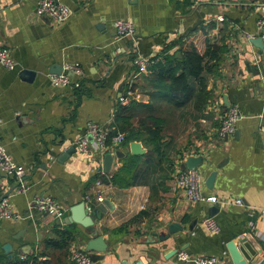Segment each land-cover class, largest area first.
<instances>
[{
	"label": "crops",
	"instance_id": "obj_1",
	"mask_svg": "<svg viewBox=\"0 0 264 264\" xmlns=\"http://www.w3.org/2000/svg\"><path fill=\"white\" fill-rule=\"evenodd\" d=\"M36 1L0 0V47L8 49L14 63L12 69L0 65V144L24 169L26 186L14 193L12 180L0 176V198L7 197L18 214L16 220L0 218V250L6 257L73 264L72 250L85 251L90 237L80 225L63 219L84 196L96 194L108 199L94 224L105 250L88 253L97 256L96 264H191L176 260L178 250L232 264L234 250L246 262L260 249L264 252V91L259 83L264 40L259 48L245 38L264 16V0H199L194 9L188 0H58L71 11L61 24L36 15ZM116 19L132 24L133 39L115 35ZM198 28L224 49L216 74L208 78L210 98L203 106H195L193 98L174 106L159 96L158 84L165 81L152 71L138 75L132 97L118 100L126 92L132 54L178 52ZM73 62L82 74L70 73V86L53 87L48 75ZM225 102L237 104L240 118L231 135L218 139ZM116 115L128 117L134 128L149 125V116L159 118L160 155L151 145L131 140L105 152L112 159L103 172L105 153L74 150L86 121L118 131ZM130 142L138 143L139 153L130 152ZM126 156L138 157L124 178L128 186L95 184V176L116 172ZM187 158L199 159L194 168L202 174L200 192L215 196L218 203L189 202L175 188L176 172ZM211 172L208 189L204 179ZM38 195L54 199L63 216L57 220L36 211L32 199ZM140 212L124 231L116 230ZM208 214L217 233L200 225ZM171 224L181 230L170 233ZM231 243L235 246L230 248Z\"/></svg>",
	"mask_w": 264,
	"mask_h": 264
},
{
	"label": "built area",
	"instance_id": "obj_2",
	"mask_svg": "<svg viewBox=\"0 0 264 264\" xmlns=\"http://www.w3.org/2000/svg\"><path fill=\"white\" fill-rule=\"evenodd\" d=\"M199 0H188V7L194 9ZM34 13L38 16L48 18L52 24H61L70 15V9L60 3L58 0H37L34 6ZM221 21V17L216 18ZM115 35L118 38L133 39L134 28L128 20L116 19L112 23ZM258 37L264 40V16L259 17L255 21V33L247 34L245 38ZM165 51L155 53L154 55H141L134 53L131 55L130 64L131 70L126 76V92L124 96H120V102L126 101L133 93V83L139 74L147 73L153 68L156 63L163 62ZM0 65L5 69L13 68V61L6 47H0ZM260 74L259 83L264 91V59L259 64ZM82 74L80 65L77 62L65 63L61 67L58 74L51 73L48 75L49 82L53 87H67L74 83L72 76ZM240 118V113L236 103H229L225 106L222 113L216 136L218 139H224L231 135L234 130L235 122ZM124 141V132L106 129L104 126L93 122L86 121L81 133H79L73 142L74 150L81 154H91L94 152L105 153L108 149L120 146ZM0 176L12 180L14 193L23 191L26 186L24 184L25 171L6 152L5 148L0 144ZM202 174L196 168H180L177 170L174 178V186L180 190L184 199L189 202H206L209 204L218 203L219 201L213 195H203L200 190L202 188ZM99 180H95V184ZM102 196L96 194L93 197L84 196L83 203L87 212H89L96 204L101 203ZM235 203L241 204L240 199H236ZM33 208L43 214L60 219L63 216L64 210L56 203L54 199L47 195H38L32 199ZM248 216L252 212L247 213ZM0 218L8 220L18 219V214L13 211L11 203L7 197L0 198ZM200 225L209 233H217L218 226L211 216H204L200 219ZM251 225V221H248ZM176 260L190 262L191 264H221V260L214 256H189L183 250H178L174 254ZM70 260L73 264H96L91 260L88 252L82 249L72 250ZM264 264V252L262 263Z\"/></svg>",
	"mask_w": 264,
	"mask_h": 264
},
{
	"label": "trees",
	"instance_id": "obj_3",
	"mask_svg": "<svg viewBox=\"0 0 264 264\" xmlns=\"http://www.w3.org/2000/svg\"><path fill=\"white\" fill-rule=\"evenodd\" d=\"M176 52L165 54L163 62H158L150 71L157 73L158 79L165 81L158 84L157 94L167 99L174 106H180L189 99L193 98L195 106H203L210 98V92L206 89L208 78L214 76L217 72L220 56L224 51L221 44L213 43L203 32L202 28L195 29L186 42H182ZM117 123V129L124 131V141L122 144L131 140H141L143 143L151 145L152 152L157 156L160 154V148L163 146L161 131V120L149 116L147 120L149 125L138 124L136 128L131 127L128 117L116 115L114 119ZM112 130L111 132H115ZM137 156H126L122 158L119 169L109 175H99V181L110 183L118 187H126L128 183L124 181L129 172V166L135 164ZM91 179V181L94 180ZM141 212L121 224L116 230L124 231L129 225L137 220ZM59 238L63 245L66 244V236L61 234ZM51 243L54 241L49 240ZM28 259L17 257L7 258L0 250V264H35Z\"/></svg>",
	"mask_w": 264,
	"mask_h": 264
},
{
	"label": "water",
	"instance_id": "obj_4",
	"mask_svg": "<svg viewBox=\"0 0 264 264\" xmlns=\"http://www.w3.org/2000/svg\"><path fill=\"white\" fill-rule=\"evenodd\" d=\"M249 42L253 45H255L256 47L261 48L262 47V40L258 37H253L249 39ZM175 56H179V53L176 52ZM61 71V67L58 66L57 69H55L53 71L54 74H58ZM25 74L31 76L32 73L26 71V70H21L20 74ZM26 78L25 80H29L30 78ZM226 105V102H225ZM226 139V138H224ZM129 147H130V152L132 154H137L139 153V149H138V143L135 142H130L129 143ZM66 153H68V151H66ZM117 154V152H116ZM118 156H120V154H118ZM111 159H112V155L110 153H105L103 155V159H102V171L103 172H107L110 164H111ZM198 158L196 159H192V158H187L186 161L184 162V164L182 165V168H194L195 164L198 162ZM213 176L214 173L211 172L208 174V176L204 179V185L206 188L210 189L212 186V181H213ZM108 206V199H102L101 203L96 204L89 212L86 211L85 206L83 201L78 202L77 204H74L72 207L69 208L68 210V215L64 217L63 219V223L64 224H71V223H75L80 225L85 232L87 233V235L90 237L85 244V251L88 253H95V252H102L105 250V244L104 241L102 239V237L96 235V232L94 230V224L96 222V220L101 216L100 212H102L104 210V207ZM209 209L212 211H216V207L215 206H210ZM209 212V211H208ZM209 216V214H208ZM168 230L170 233H177L181 230V227L177 224H171L168 227ZM234 243H231L229 245V247H234ZM2 248L4 249L5 252L8 251V249L10 248L8 244H5L4 246H2ZM263 254V250L260 249L257 252V256H254V258L252 260H250L249 262L244 261L241 258V255L239 254L238 251L234 250V252L230 253V257H231V262L232 264H257V262L259 261V259L261 258ZM7 256L9 257L10 254H7ZM90 259L95 261L97 260V256L95 255H89Z\"/></svg>",
	"mask_w": 264,
	"mask_h": 264
},
{
	"label": "rangeland",
	"instance_id": "obj_5",
	"mask_svg": "<svg viewBox=\"0 0 264 264\" xmlns=\"http://www.w3.org/2000/svg\"><path fill=\"white\" fill-rule=\"evenodd\" d=\"M132 93H133V90H132Z\"/></svg>",
	"mask_w": 264,
	"mask_h": 264
}]
</instances>
